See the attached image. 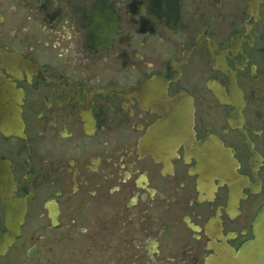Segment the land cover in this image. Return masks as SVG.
I'll use <instances>...</instances> for the list:
<instances>
[{
	"label": "flooded vegetation",
	"instance_id": "flooded-vegetation-1",
	"mask_svg": "<svg viewBox=\"0 0 264 264\" xmlns=\"http://www.w3.org/2000/svg\"><path fill=\"white\" fill-rule=\"evenodd\" d=\"M263 206L264 0H0V264H234Z\"/></svg>",
	"mask_w": 264,
	"mask_h": 264
},
{
	"label": "water",
	"instance_id": "water-1",
	"mask_svg": "<svg viewBox=\"0 0 264 264\" xmlns=\"http://www.w3.org/2000/svg\"><path fill=\"white\" fill-rule=\"evenodd\" d=\"M186 132L187 126L183 122L177 126L175 113L149 133L148 141L157 150L166 151L183 138ZM252 234L253 239L240 249L234 264H264V207L254 221Z\"/></svg>",
	"mask_w": 264,
	"mask_h": 264
}]
</instances>
